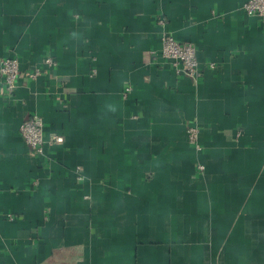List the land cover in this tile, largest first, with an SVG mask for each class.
Segmentation results:
<instances>
[{
  "label": "crops",
  "instance_id": "1",
  "mask_svg": "<svg viewBox=\"0 0 264 264\" xmlns=\"http://www.w3.org/2000/svg\"><path fill=\"white\" fill-rule=\"evenodd\" d=\"M245 1L0 0V57L21 66L14 94L0 83V264H264V24ZM165 33L199 78L151 53ZM34 113L63 144H27Z\"/></svg>",
  "mask_w": 264,
  "mask_h": 264
},
{
  "label": "built area",
  "instance_id": "2",
  "mask_svg": "<svg viewBox=\"0 0 264 264\" xmlns=\"http://www.w3.org/2000/svg\"><path fill=\"white\" fill-rule=\"evenodd\" d=\"M244 12L257 16L264 24V0H246L242 6ZM158 22L164 24V18H159ZM152 54H158L162 58L170 61L178 74L189 76L193 79L199 78L203 71L200 65L198 51L192 42L178 40L173 34L165 33L162 36L160 50H152ZM45 64L54 65L56 60L52 56L44 59ZM42 71L41 66H36L29 71L31 79H37ZM21 74L20 60L16 56L6 55L0 57V83L8 95L14 94ZM132 88L128 86L124 94L126 95ZM20 132L27 144L38 154H43L47 146L63 144L65 138L62 134L53 133L49 137L45 135L44 118L37 114H31L20 125ZM188 140L197 149H202L200 143V128L196 124H190L187 129ZM198 170L205 169L204 164H198ZM81 177V176H80Z\"/></svg>",
  "mask_w": 264,
  "mask_h": 264
}]
</instances>
